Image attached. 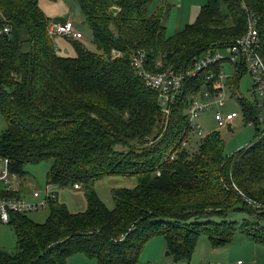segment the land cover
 Wrapping results in <instances>:
<instances>
[{"label":"trees","instance_id":"trees-1","mask_svg":"<svg viewBox=\"0 0 264 264\" xmlns=\"http://www.w3.org/2000/svg\"><path fill=\"white\" fill-rule=\"evenodd\" d=\"M75 3L95 52L83 39L67 40L72 55L64 56L47 36L51 19L36 0H0V161L19 179L25 165L46 162V185L78 189L85 203L84 211L70 213L54 193L42 223L9 214L15 247L0 250V264H67L74 257L136 264L154 238L172 264H188L201 236L213 250L234 233L264 247V130L258 133L254 99L251 105L234 93L244 73L227 79L228 102L255 122V133L224 156L215 132L199 139L195 152L187 149L198 132L188 108L204 91L213 93L206 75L219 65L183 80L167 114L129 65L140 52L150 74L177 73L240 38L251 20L264 66V0H204L193 22L171 36L166 9L152 12V0ZM108 176L135 180L132 189L111 190V209L94 192ZM15 193L0 191V197Z\"/></svg>","mask_w":264,"mask_h":264},{"label":"rangeland","instance_id":"rangeland-1","mask_svg":"<svg viewBox=\"0 0 264 264\" xmlns=\"http://www.w3.org/2000/svg\"><path fill=\"white\" fill-rule=\"evenodd\" d=\"M38 8L48 19L63 18L70 19L74 28L79 32L83 38V46L89 52H95V47L91 42V33L88 27L84 24L81 13L75 3V0H36ZM204 0L198 2H190V0H152L151 11L156 12L160 8H165L167 11V18L165 22L166 34L171 36L176 29L181 30L184 25L192 23L195 19L198 10ZM178 27V28H177ZM61 40V41H60ZM56 44L63 43L69 46V43L63 39H55ZM220 55L227 57L225 51L221 50ZM64 56L68 55L66 53ZM223 73L226 77L233 76L232 68L227 63L222 66ZM251 80L244 73L238 81V93L249 104H253L250 97ZM228 97L230 94L228 93ZM224 112H233L237 114V118L230 124L229 127L217 128L213 121V115L210 111L199 114L196 119L197 124L202 129V133L197 135L194 132L188 138L189 151L195 152L197 149L198 140L204 138L206 135L215 132L217 133L221 144L222 153L224 156H229L235 151L241 149L249 144L254 136V127L250 122L243 118V114L236 104L227 102L224 107ZM258 133H263L264 127L257 124ZM5 128V123L0 117V132ZM2 166L0 165V171ZM48 170V163L41 162L38 164H27L23 167L25 176L21 179L13 178L10 181V187L14 190L19 188V193L25 200H29L27 196L32 193L42 194L46 188V172ZM135 186L133 178L121 176H108L94 184V192L98 199L103 203L107 209L112 208L111 190L126 188L132 189ZM56 201L59 204L65 205L70 213H80L85 209V203L82 194L73 189H55ZM28 194V195H27ZM48 214L46 208L28 214L31 220L42 223ZM13 232L9 230L8 226L0 225V250L5 252H12L15 247V237ZM165 246L163 241L159 238H154L147 242L142 249L141 254L136 264H147L153 262L155 264H172L171 258L166 256ZM240 261L243 264H264V247L256 245L252 242L246 241L238 233L232 235L230 243L218 250H213L205 237H198L195 243L194 250L189 259L188 264H232ZM85 264L84 261H77L75 264ZM95 264V263H89ZM176 264H185L182 262Z\"/></svg>","mask_w":264,"mask_h":264},{"label":"built area","instance_id":"built-area-1","mask_svg":"<svg viewBox=\"0 0 264 264\" xmlns=\"http://www.w3.org/2000/svg\"><path fill=\"white\" fill-rule=\"evenodd\" d=\"M181 1V0H174ZM46 34L51 40L63 39L81 41L83 38L79 32L74 28L71 20L58 22L51 20L46 25ZM258 36L255 30V22L249 20L246 24L244 34L235 41L222 46L223 51L226 52L227 57L220 55L221 50H216L212 53H206L195 59L188 68H184L177 73L165 71L160 74H150L145 70L143 54L136 52L129 57V65L137 75L143 80V84L150 90L157 93V100L159 102L161 111L168 113L169 109L174 103L177 91H179L181 82L185 79L193 77L196 73L205 70L209 67L219 65L220 69L216 73L207 76L210 80L212 94L204 91V99H193L188 108V121L192 124V129L198 130L195 120L198 115L205 111L213 112V120L218 128L229 127L230 124L238 117L236 113H226L222 108L229 100L227 79L222 70V65L227 63L231 66L233 78L236 75L245 73L251 80L250 96L255 101L256 109V126L260 124L264 127V66L257 55ZM118 54H112V57H119ZM238 97L239 93L234 92ZM252 125L255 122L251 121ZM2 170L0 171V185L3 186V191L7 193H14V189L10 187V181L13 180L14 175L10 174L6 169V162L0 161ZM76 188V187H74ZM53 186H46L43 193L31 194V200H25L14 195L7 197H0V225H7L9 222V214L27 215L32 212L44 209L49 200L54 197ZM153 264V263H147ZM232 264H242L236 261Z\"/></svg>","mask_w":264,"mask_h":264},{"label":"crops","instance_id":"crops-1","mask_svg":"<svg viewBox=\"0 0 264 264\" xmlns=\"http://www.w3.org/2000/svg\"><path fill=\"white\" fill-rule=\"evenodd\" d=\"M199 0H190V2H198ZM55 19H58V20H70V19H63V18H55ZM178 28V27H177ZM178 31H180V30H177L176 29V31H175V33L176 32H178ZM18 35H19V38L22 40V41H24V40H26V34L23 32V31H21V32H19L18 33ZM61 41V40H60ZM65 42L67 41V40H64ZM68 42V41H67ZM66 42V43H67ZM69 43V42H68ZM83 44V43H82ZM55 47H56V49H58L59 50V53L61 54V55H63L64 53H66V54H68V55H66V56H71L72 55V49H71V47H69V46H66L65 44H63V43H59V44H55ZM3 189V186H1L0 185V191H3L2 190ZM16 193L15 194H13V195H15L16 197H21V198H23L22 197V195H21V193H19V188H17L16 190H14ZM28 195V194H27ZM27 198L29 199V200H31V195H29V196H27ZM24 199V198H23ZM33 221V220H32ZM33 222H35V220L33 221ZM38 223H40L39 221H37ZM36 223V222H35ZM3 226H7V225H3ZM9 227V226H8ZM9 230L11 231V233H12V230L10 229V227H9ZM13 235V234H12ZM14 237V236H13ZM1 251H3V250H1ZM84 259L85 258H83V257H74V258H71V259H69L68 261H67V264H75V263H77V261H84ZM88 261V260H87ZM80 264H81V262H79ZM83 263H85V264H89V263H94V262H92V261H89V263L88 262H83ZM149 263V262H148Z\"/></svg>","mask_w":264,"mask_h":264},{"label":"water","instance_id":"water-1","mask_svg":"<svg viewBox=\"0 0 264 264\" xmlns=\"http://www.w3.org/2000/svg\"><path fill=\"white\" fill-rule=\"evenodd\" d=\"M111 12H114L115 13L116 12V9H112ZM165 255L167 256V253Z\"/></svg>","mask_w":264,"mask_h":264}]
</instances>
